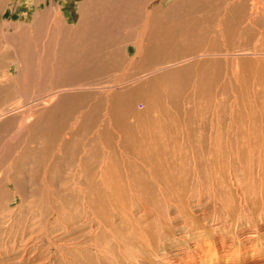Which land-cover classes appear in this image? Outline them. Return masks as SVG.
<instances>
[{
  "label": "rangeland",
  "instance_id": "374dc122",
  "mask_svg": "<svg viewBox=\"0 0 264 264\" xmlns=\"http://www.w3.org/2000/svg\"><path fill=\"white\" fill-rule=\"evenodd\" d=\"M83 1L0 0V110L70 89L53 108L38 106L20 139L10 137L22 110L0 120V264H159L196 240L177 236L256 206L264 191V55H252L264 52V0H93L75 45L94 53L62 61V30L81 21ZM204 51L242 55L100 88Z\"/></svg>",
  "mask_w": 264,
  "mask_h": 264
},
{
  "label": "bare ground",
  "instance_id": "6f19581e",
  "mask_svg": "<svg viewBox=\"0 0 264 264\" xmlns=\"http://www.w3.org/2000/svg\"><path fill=\"white\" fill-rule=\"evenodd\" d=\"M94 2L93 0H84L80 6V13H81V21L76 25V26H70V27H64L63 33L64 34H68L70 37H68V41L66 43H69L67 46L68 51H66V56H64L65 59H61L62 61L66 60V61H70L72 62V59H74L75 55H78V59L81 57L86 58L87 55H89L90 53H94V52H89V54L87 52H83V54L77 49V46L75 45V40H83L82 38L84 37V32L87 30V27H89L88 25L84 26V19L82 20V18L84 17V9H86L85 7H88L89 5H91ZM254 2V1H253ZM64 3V2H63ZM90 3V4H89ZM246 3V2H245ZM261 6V5H260ZM65 7V4H64ZM92 7V6H91ZM63 8V5H62ZM86 12V11H85ZM87 14V13H86ZM255 14V13H254ZM150 10L149 11H144V17H142L144 20V28L142 29V32L139 36H141L140 39H137V43L136 45L138 46L137 51L139 53L143 52L142 48H141V44H142V38H143V34H144V30H146L147 28H149L150 24H149V20H150ZM143 16V15H141ZM50 17V14H49ZM55 17V16H54ZM222 17V16H221ZM57 19V18H56ZM63 21V20H62ZM87 21V20H86ZM49 22V21H48ZM61 22V21H60ZM250 22V21H249ZM89 23V22H88ZM62 24V23H61ZM64 24V23H63ZM53 26V25H52ZM87 26V27H86ZM221 27V26H220ZM60 28V25H59ZM51 29V28H50ZM56 29V28H55ZM52 30V29H51ZM50 30V31H51ZM61 31V32H62ZM141 31V30H140ZM146 32V31H145ZM55 34V33H54ZM53 34V36H54ZM149 35V34H148ZM51 36V35H49ZM85 36H88L87 34ZM89 37V36H88ZM43 38V37H42ZM57 38V37H56ZM87 39V38H86ZM85 39V40H86ZM91 39V38H90ZM50 40V38L48 39ZM53 40V39H52ZM89 40V39H88ZM93 40V39H92ZM51 42V41H50ZM85 41H83L84 43ZM55 43V42H54ZM56 43H57V39H56ZM81 43V42H80ZM95 43V42H94ZM160 43V42H159ZM53 44V43H51ZM146 44V43H145ZM149 44V43H148ZM146 44V45H148ZM56 45V44H55ZM54 45V46H55ZM84 45V44H83ZM82 45V46H83ZM95 45V44H94ZM144 45V44H143ZM158 45V44H157ZM43 46V45H42ZM63 46V45H62ZM89 47H91L89 45ZM145 47V46H144ZM54 48V47H52ZM62 48V47H61ZM65 48V47H64ZM86 48V47H85ZM92 48L94 50L95 47ZM44 49V48H43ZM148 49V48H147ZM91 51V49H89ZM92 50V51H93ZM258 50V49H257ZM51 51V50H50ZM63 51V50H62ZM85 51V50H84ZM95 51V50H94ZM241 51V50H240ZM239 51V52H240ZM244 51V50H243ZM261 51V50H260ZM100 52V51H99ZM115 52V51H114ZM200 52V51H199ZM205 53H197L195 55H190V56H186L183 59H180L179 61H175L174 63H169L166 66H158L150 71H147V73L141 74L139 76H137L136 78H132L129 81H121L119 83H113L110 85H105L100 87L101 89H104L106 92L111 93L114 89H121V88H126L128 87V85H130L131 83L138 81H144L146 80L150 75L158 73L163 71L166 67L172 66V65H177V64H184L188 62H197L199 63L202 59H206L205 57L207 56H215V55H220L222 56V54L225 56L228 55H232V56H239L242 55L240 54L238 51H235V53H228V52H223V53H214V52H206ZM238 52V53H236ZM84 53H87L86 56ZM245 53V52H243ZM264 55V52H254L252 53V55H259L261 54ZM61 55V53H59ZM58 54V55H59ZM100 54V53H99ZM109 54V53H108ZM59 55V56H60ZM91 55V54H90ZM89 55V56H90ZM96 55V54H94ZM98 55V54H97ZM101 55V54H100ZM188 55V54H187ZM246 55V54H245ZM249 55V54H248ZM93 56V55H92ZM42 57V56H41ZM91 57V56H90ZM89 58L90 59H94L93 58ZM97 57V56H96ZM209 57V58H210ZM223 57V56H222ZM231 57V56H230ZM253 57V56H252ZM40 58V57H39ZM43 58V57H42ZM63 58V56L61 57ZM98 58V57H97ZM182 58V57H181ZM232 58V57H231ZM236 58V57H235ZM234 58V59H235ZM261 58V57H260ZM54 59V58H53ZM233 59V58H232ZM233 59V60H234ZM258 59V57H257ZM41 60V59H40ZM52 60V59H51ZM57 60V59H55ZM61 61V62H62ZM85 61V59H84ZM59 62V63H61ZM192 62V63H193ZM59 63H54L57 64V66L59 65ZM64 63V62H62ZM92 64V63H91ZM61 65V64H60ZM59 65V66H60ZM65 65L66 62H65ZM68 66H70V62L68 64ZM66 66V67H68ZM20 67V66H19ZM49 67V65H48ZM56 67V66H55ZM82 67V65L80 66ZM24 68V66L22 67ZM21 68V69H22ZM45 68V66H44ZM47 68V67H46ZM50 68V67H49ZM72 68V67H71ZM71 68L69 70H71ZM74 68V67H73ZM72 68V69H73ZM79 68V67H77ZM91 68V67H89ZM51 69V68H50ZM63 69V68H62ZM19 70V69H18ZM23 70V69H22ZM21 70V71H22ZM42 70V68H41ZM61 70V68L59 69ZM75 70V69H74ZM20 71V70H19ZM26 71V70H25ZM68 71V69H67ZM76 71V70H75ZM80 71V70H79ZM90 71V70H89ZM18 72V71H17ZM43 72V71H42ZM47 72V71H46ZM54 72V71H53ZM85 72V71H84ZM36 73H40V72H36ZM68 73V72H67ZM20 74V73H19ZM56 74V73H55ZM78 75L80 74V72L77 73ZM161 74V73H160ZM36 75V74H35ZM49 75V74H48ZM57 75V74H56ZM65 76V72L63 74ZM43 76V75H42ZM50 76V75H49ZM67 76V75H66ZM70 76V75H69ZM76 76V75H74ZM40 77V76H39ZM58 77V76H57ZM71 77V76H70ZM68 78V77H67ZM1 79V78H0ZM65 79V78H64ZM78 79V77H77ZM3 80V79H2ZM13 80V78H12ZM39 80V79H38ZM37 80V81H38ZM66 80V79H65ZM80 80V79H79ZM5 81V80H4ZM11 81V80H10ZM16 81V80H14ZM67 81V80H66ZM71 81V80H69ZM76 81V80H75ZM82 81V80H81ZM72 83L73 80L71 81ZM79 82V81H78ZM11 84V83H9ZM35 84V83H34ZM40 83H38L39 85ZM69 84V82H68ZM37 85V88H38ZM73 85V84H72ZM85 85V84H84ZM87 85V84H86ZM120 85H122V87H120ZM35 86V85H34ZM51 86V85H50ZM69 86V85H68ZM2 87V86H1ZM90 87V86H88ZM47 88V86H46ZM49 88V86H48ZM87 87H83L82 84L80 85V87H76L75 89H77L76 91H78V89H81L82 91H85L84 89H86ZM96 88V87H95ZM35 89V88H33ZM59 89V88H58ZM64 89V88H63ZM89 89V88H88ZM92 89V88H91ZM94 89V88H93ZM55 90V89H54ZM66 90H70L69 88L65 89V90H58L57 92H52L50 94H46L47 96H42V97H35L34 99H29V101H27L24 104H19V103H12L10 104L11 107L10 109H8V111L6 110L4 112L0 110V120L8 115L10 112L13 113L14 111L18 110H22L23 112L19 113L21 114V118L19 120V126L17 127V130L12 134V137H10L12 140L14 137H18L20 139V137L22 136L23 132L27 131L29 125L32 123V121L34 119H36L35 121H37L43 114V112H33L36 111V109L39 107H41L42 109H47L48 107L53 108V106L55 104H57V102L59 101V97H57V95H61L63 94L64 91ZM45 91H49V90H45ZM70 92V91H69ZM34 93V92H33ZM46 93V92H45ZM44 93V94H45ZM58 95V96H59ZM27 98V97H26ZM25 98V99H26ZM62 98V97H61ZM17 102V101H16ZM40 108V109H41ZM41 109V110H42ZM39 111V110H38ZM26 113V115H24ZM36 113V114H35ZM24 115V116H23ZM11 116V115H10ZM16 116V115H15ZM23 116V117H22ZM19 119V118H18ZM71 126V125H70ZM15 128V127H14ZM16 129V128H15ZM14 129V130H15ZM264 138V137H263ZM9 143V142H8ZM1 147V146H0ZM24 148V147H23ZM219 148V147H218ZM216 156V155H215ZM214 157V156H213ZM263 162V161H261ZM233 175V174H232ZM263 174L262 177L259 178V180L262 179V181L264 180L263 178ZM32 178V177H31ZM102 178V177H101ZM102 180V179H101ZM236 181V180H235ZM260 182V181H259ZM234 183V182H233ZM106 184V183H105ZM112 184V183H111ZM263 184V183H262ZM110 185V183L108 184ZM251 185V183H250ZM111 186V185H110ZM109 186V187H110ZM113 186V185H112ZM260 188V185H258ZM115 187V186H113ZM237 187V186H236ZM256 187V186H255ZM252 190V188H251ZM258 195L255 196V201H256V206L253 207H249L245 209H240L237 212H232L230 215L227 213L226 216H222L219 217L217 219H215L214 221H212V223H210L209 225H201L198 226V228H190L186 233L181 234L179 236L176 237V240H178L179 242L177 243H187V240L189 238H191V236L193 238H196V240L192 243L193 245L191 247H189L188 245H182V247H179L180 249H177L174 253H171L170 257L169 255H167V257L163 254V258L161 260H163L161 263L159 264H165V261H168L169 264H264V207H259V204H264V191L263 190H259L258 191ZM118 194L120 195H114V202L116 204H118L119 207V211L122 213V215L126 218H129V215L132 213L131 211V206L128 205V203L125 201V197H123L122 193H119V191H117ZM172 193V192H171ZM256 193V192H255ZM141 194V193H140ZM166 194V193H165ZM137 195V194H136ZM252 195V194H251ZM168 198V197H167ZM243 198V197H242ZM166 201V200H165ZM172 201V199H171ZM244 201H246V198L244 199ZM248 202V201H247ZM254 203V202H253ZM131 205V204H130ZM242 205V204H241ZM244 206V205H243ZM244 208V207H243ZM231 211V210H230ZM227 212V211H226ZM105 213V212H104ZM185 213V212H184ZM99 214V213H98ZM192 214V213H191ZM100 215V214H99ZM106 215V214H105ZM228 216H237L235 218H230L228 219ZM184 217V216H183ZM103 218V217H101ZM186 219V217H184ZM99 219V218H98ZM203 219V218H202ZM129 222V221H128ZM127 222V223H128ZM140 225V224H139ZM131 226V225H129ZM142 228H140L138 226V230L136 229L137 232L136 235L137 237L140 239V241L147 247V249L149 250H153L154 245L152 244V241L149 238L148 235V229L146 226H141ZM132 228V227H131ZM134 228V227H133ZM132 230V229H131ZM135 231V229L133 230ZM167 231V230H166ZM130 232V231H129ZM134 233V234H135ZM170 233V232H169ZM132 234V233H131ZM133 234V235H134ZM204 234H210L208 239L207 238H203ZM213 235V238H212ZM188 238V239H186ZM139 241V242H140ZM167 241V240H166ZM160 242V241H159ZM135 243V242H134ZM162 243V242H161ZM96 245V244H95ZM99 245V244H97ZM190 245V244H189ZM101 246V245H100ZM102 248V247H101ZM164 248V247H163ZM165 249V248H164ZM97 250V248H96ZM156 250V249H155ZM159 251V249H157ZM95 251V250H94ZM106 251V250H104ZM112 252V251H111ZM110 252V254H107L108 256L106 257L107 259L110 260V258H113V254ZM162 252V251H161ZM102 253V252H101ZM108 253V252H107ZM129 254V253H128ZM97 255V254H96ZM156 255V254H155ZM162 255V253H161ZM129 256V255H128ZM165 256V257H164ZM176 256V257H175ZM178 256V257H177ZM98 257V256H97ZM132 259L135 261V257L134 255H131ZM161 258V257H160ZM108 260V261H109ZM114 260V259H113ZM112 261V260H111ZM106 262V261H105ZM113 262V261H112ZM107 263V262H106ZM115 263V261H114ZM154 264H156V262H153ZM151 262V264H153ZM168 264V263H166Z\"/></svg>",
  "mask_w": 264,
  "mask_h": 264
}]
</instances>
